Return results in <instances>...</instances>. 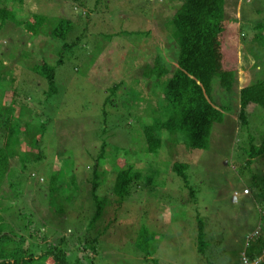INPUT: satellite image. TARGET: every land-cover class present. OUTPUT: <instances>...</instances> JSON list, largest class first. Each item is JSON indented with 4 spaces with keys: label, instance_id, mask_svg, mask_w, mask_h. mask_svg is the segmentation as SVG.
Listing matches in <instances>:
<instances>
[{
    "label": "rangeland",
    "instance_id": "rangeland-1",
    "mask_svg": "<svg viewBox=\"0 0 264 264\" xmlns=\"http://www.w3.org/2000/svg\"><path fill=\"white\" fill-rule=\"evenodd\" d=\"M225 1V16L229 23L226 57L229 69L236 68L237 80L232 93L227 94L215 77L212 97L220 105L228 104L231 113L225 114L223 123L214 129L213 145L207 150L187 151L180 139L166 148L169 155L177 157V162L186 163L187 182L195 191V198L189 197L190 190L180 178L174 173L171 176L167 158L147 156L145 161L150 163L146 166L135 162V170L146 168L144 175L150 183H140L135 196L122 203L121 211L114 216V203L109 205L107 202L110 207L104 209L102 220L93 225L95 233L90 232L91 238L98 236L99 240L94 264H241L244 237L255 233L261 235L257 237L258 243L264 248V217L259 214L264 210V159H257L250 167L243 165L246 156L244 158L240 152L241 146H245L242 137L246 132L237 128V118L233 115L238 90L264 79V47L262 42L259 45L252 41L256 33L252 27L264 24V0ZM17 2L8 0L5 3L18 19L26 20L30 12L48 15L60 12V9L62 15L52 17L76 20L79 15L72 12L68 0H57L59 10L53 9L56 0H23L26 12L19 10ZM94 2L86 0V9H92ZM181 4L182 0H100L97 10L91 12L80 45L73 46V57L64 59V64L56 70L58 94L49 99L45 94V81L28 66L41 64L43 60L55 67L57 57L53 50L62 43L47 35L55 21L43 20L44 30L35 36L26 35L18 26L0 29L1 83L13 82V90L17 93L15 99L12 92L7 91L4 104L25 105L37 114L27 117L31 118L32 126L45 128L41 145L43 158L37 162L26 160L25 169L12 177L17 182L16 189L24 197L14 203V209L21 207L31 211L33 223L50 242L52 231H57L59 237L71 239L66 249L68 254L73 251L71 246L75 241L77 244L89 235L93 204L88 183L100 143L105 141L112 146L128 136L127 148L140 154L142 143L133 123L146 121L147 114L156 109L163 98L161 90L157 94L149 93L148 87L141 88L133 75L137 72L139 75L144 66L152 65L157 55L174 61L172 55L176 58L177 47L170 38L167 40L166 26ZM84 25V21H80L75 33L81 32ZM72 39L73 35L69 42ZM120 81L124 85L117 92L109 91ZM105 102L107 106H104ZM249 121L256 140L263 137L264 112L258 108L255 115H249ZM104 125L109 133L101 136L99 133ZM20 145L21 150H27L25 145ZM28 150L32 152L30 157L37 154L34 148ZM111 152L107 153L110 158ZM132 157L134 154L127 161L130 162ZM11 164L17 170L21 167L17 159ZM60 170L62 178L56 185L62 187L59 189L61 196L55 205L62 202L66 207L63 220L55 211L53 198L47 194L51 176ZM99 170L107 175V186H102L98 194L100 197L111 195L104 191L113 181L111 165L101 162ZM72 173L75 182L64 183ZM40 178L43 183L39 182ZM244 189L250 190L248 197H243ZM235 193L237 201L233 199ZM7 195L2 194L3 200ZM113 200L111 196V202ZM3 217L11 219L9 214H3ZM196 217L203 222L207 244L204 259L196 250ZM144 231L148 232V237ZM143 239L144 244L139 245ZM260 258V263L264 264V249Z\"/></svg>",
    "mask_w": 264,
    "mask_h": 264
},
{
    "label": "trees",
    "instance_id": "trees-1",
    "mask_svg": "<svg viewBox=\"0 0 264 264\" xmlns=\"http://www.w3.org/2000/svg\"><path fill=\"white\" fill-rule=\"evenodd\" d=\"M7 1L0 0V29L13 25L21 28L26 35L35 36L44 30L45 23L43 20L55 21V25L50 27L51 29L47 33L50 39L62 43L60 47L53 50L57 57L55 67L43 60L41 64L28 66L30 71L45 81L47 86L45 94L46 98L49 99L58 94L56 70L64 64V59L73 57V46L80 45L85 35L86 26L92 17L91 12L97 10L100 0H95L90 10L86 9V0H68L72 12L79 14L76 20H72L71 17L59 19L52 17V15L61 14V9L60 12L48 15L30 12L31 15L26 20L18 19L15 12L6 5L5 2ZM9 1H18L19 10L26 12L23 0ZM44 1L53 2L54 0ZM225 3V0H182L181 6L166 26L169 34L167 40L170 38L177 47L176 58L175 54L172 55L174 60L172 62L167 61L161 55H157L153 58L152 65L144 66L139 75L138 72L133 75L134 79H132L135 83L141 88L143 86L148 87L149 93L154 91L153 93L158 94L161 90L163 99L158 101L156 109L147 114L150 118L148 117L143 122L136 120L137 122L134 121L133 123L134 128L138 130L139 140L142 143L139 149L140 154L137 153V150H134L135 153L129 151L127 148L128 136L121 141L114 142L112 146L105 141L100 143L94 166H92L90 183H88L91 187L90 198L93 204L92 220L88 225L89 235L86 234L81 239L83 243L78 240L76 244L75 241L71 246L75 252L71 251L69 254L66 249L70 246L71 239L69 240L65 236L59 237L57 231H52L50 242L48 237L40 234L33 223L31 211L27 212L26 208L22 209L21 207L14 209V203L24 197L22 192L16 189L17 182H14L12 177L15 176V173L25 169L26 160L37 162L43 158L41 145L45 128L37 125L32 126L31 118L27 119V117H34L37 114L25 105L18 107L15 103L4 104V96L7 91L12 92L11 96L15 99L17 93L13 90V82L1 83L3 69L0 67V90L3 89V92L0 93V264H94V258L99 250V240L98 236L93 238L90 236V232L95 233L93 225L102 220L106 207L109 208V205L114 203L112 216L116 215L121 211L122 203L135 196L140 183L143 185L150 183V179L144 175L146 168L144 171L143 169H134V163L137 161L142 162L144 166L150 163L149 160L145 161L147 156L158 157L162 155L165 160L167 158L171 176L174 173L180 178L188 191L190 190L189 197L195 198V191L189 188L187 182L186 163L177 162V157L169 155L166 148L173 146L172 142L180 139L184 142L185 145L183 143L182 145L187 151L207 150L213 145L214 129L219 128L223 123L225 114L231 113L228 104L220 105L212 97V81L215 77L218 78L219 87L227 94L232 93L237 80L235 79L236 68L229 69L226 57L228 49L225 45V39L229 23L225 16ZM55 4L53 9L59 10L57 0ZM96 13L99 14V12ZM80 21H84V29L76 34V26L79 25ZM252 30L256 31L252 41H257L259 45L262 42L264 47V24L258 23L252 27ZM71 35L74 39L69 42ZM244 37L242 39H245ZM234 49L238 51L236 47ZM123 85L124 82L120 81L109 91L117 92ZM107 102L104 106H107ZM258 108L264 112V79L240 88L236 95L233 115H236L237 118V128L242 133L246 132L245 137L244 134L242 137L243 142L245 140V146H241L240 152L241 156L244 158L246 156L243 163L246 167H250L257 159H264V134L263 137L256 140V137L253 136V127L249 121V115H255ZM103 120L106 124L105 113ZM107 133H109L108 128L104 125L99 135L103 136ZM20 144L25 145L27 150H21ZM29 148L35 149L34 152L37 154L34 157H30L32 152L28 150ZM109 150L112 151L111 158L107 156ZM133 154L134 157L128 162V157ZM14 159L21 163L18 170L11 164ZM101 162H108L111 165L110 172L114 176L111 186L104 190L111 195L107 194L105 197H100L98 194L102 186H107V175L99 170ZM61 172L60 170L51 176V184L47 189V194L53 198L55 211L58 217L63 220L67 213L66 207L62 202L55 205V201L58 202L61 196L59 189L62 187L56 185L62 178ZM31 177H34V174ZM75 178L72 173L63 182L73 184ZM143 178L146 180L144 181ZM39 182L43 183L44 181L40 178ZM170 182H173L172 177H170ZM2 194H8L5 200L1 197ZM111 196L114 198L113 202H111ZM246 196L248 197V195L243 194V197ZM192 200L194 201V199ZM3 202L9 205H4ZM107 202H110L109 205ZM12 210H16V213H12ZM3 214H9L11 219L7 220ZM259 214L263 218L264 210H260ZM196 220L198 224L196 250L197 254L204 259L207 244L204 241L203 222L199 217H196ZM144 234L146 237L149 235L147 231H144ZM259 235L255 233V235L251 234L244 237L245 249L243 254L251 264L253 261L261 260L260 257L264 248L261 247L263 244L258 243L257 237H261ZM55 236L54 240L53 237ZM30 240L35 242L32 243ZM143 244L144 239L139 241V245ZM78 252L81 253L80 256H78ZM259 264L261 263L259 262Z\"/></svg>",
    "mask_w": 264,
    "mask_h": 264
},
{
    "label": "built area",
    "instance_id": "built-area-1",
    "mask_svg": "<svg viewBox=\"0 0 264 264\" xmlns=\"http://www.w3.org/2000/svg\"><path fill=\"white\" fill-rule=\"evenodd\" d=\"M243 194L246 195L248 194V191L247 190H244L243 191ZM236 195V194H235ZM241 263L242 264H251V262L248 261V259L244 256V254H242V257H241ZM257 262H254V264H256Z\"/></svg>",
    "mask_w": 264,
    "mask_h": 264
},
{
    "label": "clouds",
    "instance_id": "clouds-1",
    "mask_svg": "<svg viewBox=\"0 0 264 264\" xmlns=\"http://www.w3.org/2000/svg\"><path fill=\"white\" fill-rule=\"evenodd\" d=\"M243 191H244V190H243ZM243 191H242V194H243ZM235 194H236V193H235ZM235 194H234V196H233V197H234L233 199L236 200V199H237V196H236ZM248 194H249V191H248ZM248 194H246V195H248ZM242 254H243V252L241 253V257H242ZM241 257H240V261H241ZM260 261H261V260L253 261L252 264H254V262H257L256 264H259ZM240 263H241V262H240Z\"/></svg>",
    "mask_w": 264,
    "mask_h": 264
}]
</instances>
